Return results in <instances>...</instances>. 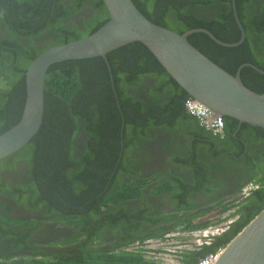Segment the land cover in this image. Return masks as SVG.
<instances>
[{"label": "trees", "instance_id": "16d2710c", "mask_svg": "<svg viewBox=\"0 0 264 264\" xmlns=\"http://www.w3.org/2000/svg\"><path fill=\"white\" fill-rule=\"evenodd\" d=\"M132 1L179 34L206 29L227 44L241 40L232 0ZM236 7L246 33L241 46L223 47L203 33L188 40L232 75L243 64L264 71V0H236ZM108 20L102 0H0V136L23 116L30 64ZM241 78L264 94V74L245 67ZM190 99L141 44L52 66L41 131L0 161V264H155L129 248L231 218L225 233L181 262L224 249L264 210V130L224 118V137H216L187 112ZM153 153L151 172L143 162ZM249 183L260 189L241 199ZM228 185L235 191L219 198ZM162 197L182 214L199 199L210 208L185 222L164 213ZM213 213L217 219H208Z\"/></svg>", "mask_w": 264, "mask_h": 264}, {"label": "water", "instance_id": "95a60500", "mask_svg": "<svg viewBox=\"0 0 264 264\" xmlns=\"http://www.w3.org/2000/svg\"><path fill=\"white\" fill-rule=\"evenodd\" d=\"M109 16L98 31L83 39L51 48L37 57L26 72L27 101L20 122L0 136V161L25 148L41 131L45 116V83L49 69L72 60L104 58L132 44L146 47L170 77L191 97L216 115L264 130V94L248 89L242 81V65L232 75L216 65L190 42L193 34L203 33L227 48L241 46L246 39L232 0L235 20L242 37L227 44L206 29L179 34L145 17L132 0H102ZM216 264H264V210L223 250Z\"/></svg>", "mask_w": 264, "mask_h": 264}, {"label": "built area", "instance_id": "2783aa9c", "mask_svg": "<svg viewBox=\"0 0 264 264\" xmlns=\"http://www.w3.org/2000/svg\"><path fill=\"white\" fill-rule=\"evenodd\" d=\"M185 107L191 116L198 119L202 128L212 133L216 137H224L225 123L222 117L216 115L205 105L200 104L193 99L188 100ZM259 189L260 186L258 184L249 183L242 189L240 198L247 199ZM232 222L233 219L231 220L230 218L229 220L221 222L220 224H216L192 233L173 231L172 233L166 235L163 240H149L143 245L140 243H135L129 248V251H137L142 249L145 252L146 257L154 261L155 264H183L181 259L184 258V256L190 255L203 245L211 244L216 237L221 236L229 229ZM175 233L179 234L178 239L181 238L188 241H184L181 246L173 248L176 241L178 240L173 236ZM149 244H152V248L148 247ZM223 250L224 249H220L215 254H211L203 259H200L197 264H216Z\"/></svg>", "mask_w": 264, "mask_h": 264}, {"label": "flooded vegetation", "instance_id": "af4514ba", "mask_svg": "<svg viewBox=\"0 0 264 264\" xmlns=\"http://www.w3.org/2000/svg\"><path fill=\"white\" fill-rule=\"evenodd\" d=\"M72 21H77V20L75 18H73ZM261 71H263V70H261ZM149 157H147L145 160H147ZM169 160H170V156L167 158V161H169ZM144 162H143V164H145V167H144L145 170H148V171H151V172L157 171V154L156 153H153L151 155V158H150L149 161H144ZM158 168L161 169L162 166L160 165ZM143 172H145V171H143ZM147 176L150 177L151 175H148L147 174ZM152 184H153V187H157V181L153 182ZM234 191H235V189L233 188V186L228 185L227 188L222 189L220 191H217V194H218V197L219 198H223V197H225V196L233 193ZM214 199H215V197L212 196L211 197V200L214 201ZM158 200L161 202L160 205H162L163 211H164L165 214H167V215H173L177 219H182L185 222H187L188 218H193V217L199 215L200 213H205L210 208V205H208L209 204L208 201L199 199L198 200V203L195 204L194 207H191L190 208V210L192 212L190 211V212H186V214H182V213L176 212V210H177L178 207L175 204V202L173 200H171L169 197H162V198H159ZM154 204H155L154 207H155V210H156V213H157V202H155ZM197 207L199 209L196 210L195 208H197ZM172 222H173V224L171 223L169 226H177L178 225L176 221H172ZM56 228H57V232H59L58 231L59 227H56Z\"/></svg>", "mask_w": 264, "mask_h": 264}, {"label": "rangeland", "instance_id": "374dc122", "mask_svg": "<svg viewBox=\"0 0 264 264\" xmlns=\"http://www.w3.org/2000/svg\"><path fill=\"white\" fill-rule=\"evenodd\" d=\"M214 215H215V213H213L212 215H210V216L207 217V218H208V219L212 218V219L216 220V219H217V218H216L217 216H214ZM215 218H216V219H215ZM173 236H174L176 239H178L179 234L175 233V234H173ZM189 240H190V239H189ZM184 241H188V240H185V239H181V238H179V239L176 241V243H175V245H174L173 248L181 246V245L183 244ZM148 247L152 248V244H149ZM153 247H154V246H153Z\"/></svg>", "mask_w": 264, "mask_h": 264}]
</instances>
